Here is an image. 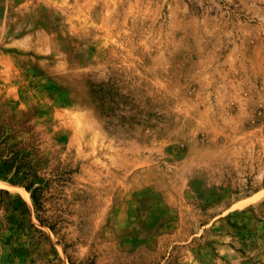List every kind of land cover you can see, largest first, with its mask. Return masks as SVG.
Returning <instances> with one entry per match:
<instances>
[{"label": "rangeland", "instance_id": "374dc122", "mask_svg": "<svg viewBox=\"0 0 264 264\" xmlns=\"http://www.w3.org/2000/svg\"><path fill=\"white\" fill-rule=\"evenodd\" d=\"M0 181V264H264V0H0Z\"/></svg>", "mask_w": 264, "mask_h": 264}, {"label": "trees", "instance_id": "16d2710c", "mask_svg": "<svg viewBox=\"0 0 264 264\" xmlns=\"http://www.w3.org/2000/svg\"><path fill=\"white\" fill-rule=\"evenodd\" d=\"M27 189L29 190L30 189V187H27ZM0 192H7L8 193V191H6V190H4V189H0ZM34 200L36 201V202H38V198H37V195H36V193H34ZM38 219H39V221L42 223V224H45V225H48L53 231H55V226L54 225H51V224H49V223H47L46 221H44L43 219H41V217L38 215Z\"/></svg>", "mask_w": 264, "mask_h": 264}, {"label": "crops", "instance_id": "0c3cea01", "mask_svg": "<svg viewBox=\"0 0 264 264\" xmlns=\"http://www.w3.org/2000/svg\"><path fill=\"white\" fill-rule=\"evenodd\" d=\"M1 182V181H0ZM3 183V182H2ZM4 184V183H3ZM3 186V185H2Z\"/></svg>", "mask_w": 264, "mask_h": 264}]
</instances>
